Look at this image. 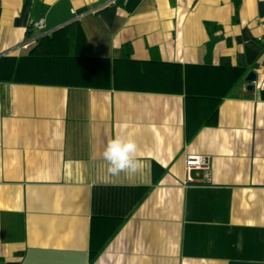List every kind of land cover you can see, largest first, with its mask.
<instances>
[{"label":"crops","instance_id":"1","mask_svg":"<svg viewBox=\"0 0 264 264\" xmlns=\"http://www.w3.org/2000/svg\"><path fill=\"white\" fill-rule=\"evenodd\" d=\"M0 264H264V0H0Z\"/></svg>","mask_w":264,"mask_h":264},{"label":"clouds","instance_id":"2","mask_svg":"<svg viewBox=\"0 0 264 264\" xmlns=\"http://www.w3.org/2000/svg\"><path fill=\"white\" fill-rule=\"evenodd\" d=\"M139 155L140 150L133 134L114 136L103 151L107 174L113 177L121 174L134 176L143 171L145 165Z\"/></svg>","mask_w":264,"mask_h":264},{"label":"built area","instance_id":"3","mask_svg":"<svg viewBox=\"0 0 264 264\" xmlns=\"http://www.w3.org/2000/svg\"><path fill=\"white\" fill-rule=\"evenodd\" d=\"M32 26L37 30H42L43 21L40 19L33 22ZM196 170H202L204 172V178L208 180L209 165L207 160L204 157H186L184 166V184L195 182L191 177V173Z\"/></svg>","mask_w":264,"mask_h":264},{"label":"trees","instance_id":"4","mask_svg":"<svg viewBox=\"0 0 264 264\" xmlns=\"http://www.w3.org/2000/svg\"><path fill=\"white\" fill-rule=\"evenodd\" d=\"M51 59L54 60V58H39L38 59V62L45 63V61L51 60ZM80 59L81 58H68L66 60H69V61H73V60L80 61ZM35 60H37V59H35ZM117 62H118V64L116 66L118 68L119 67L120 68L126 67L125 64L133 65L134 62L130 59V49H129V47L127 45H124V46H122L120 48V55H119V57L117 59ZM121 65H124V66H121ZM196 69H200V70H211V67H196ZM113 84L116 85V86H120L119 83L116 82L115 77H114V80H113ZM233 84H235V83H233ZM231 89L232 88L229 89V91H228L229 93H230ZM93 258H94V256L91 257V259H93Z\"/></svg>","mask_w":264,"mask_h":264},{"label":"water","instance_id":"5","mask_svg":"<svg viewBox=\"0 0 264 264\" xmlns=\"http://www.w3.org/2000/svg\"><path fill=\"white\" fill-rule=\"evenodd\" d=\"M255 81V75L252 72H249L245 78H244V82L248 83L249 85H247V89H252V84Z\"/></svg>","mask_w":264,"mask_h":264}]
</instances>
